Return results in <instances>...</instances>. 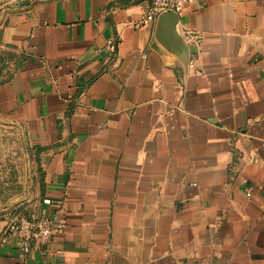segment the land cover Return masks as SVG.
I'll use <instances>...</instances> for the list:
<instances>
[{"label":"crops","instance_id":"crops-1","mask_svg":"<svg viewBox=\"0 0 264 264\" xmlns=\"http://www.w3.org/2000/svg\"><path fill=\"white\" fill-rule=\"evenodd\" d=\"M148 5L0 10V264H21L5 217L41 207L66 229L28 264H264V0L186 4L187 57L156 40L158 16L140 24Z\"/></svg>","mask_w":264,"mask_h":264},{"label":"built area","instance_id":"built-area-1","mask_svg":"<svg viewBox=\"0 0 264 264\" xmlns=\"http://www.w3.org/2000/svg\"><path fill=\"white\" fill-rule=\"evenodd\" d=\"M192 1L199 0H148L149 5L140 24H147L154 21L163 12L178 14L186 4ZM117 40L118 36L115 39L109 40L107 42V48L113 51ZM246 195L249 196L250 192H247ZM63 202L64 197L57 201H53L49 197H43L41 199L43 206L54 207L57 212L63 208ZM261 208L264 210V198L261 203ZM65 229V220L56 213L48 214V211L44 207L32 213L12 211L5 217L2 239L15 238L21 250V264H28L33 242L38 241L44 244L48 241H55Z\"/></svg>","mask_w":264,"mask_h":264},{"label":"water","instance_id":"water-1","mask_svg":"<svg viewBox=\"0 0 264 264\" xmlns=\"http://www.w3.org/2000/svg\"><path fill=\"white\" fill-rule=\"evenodd\" d=\"M176 22L177 15L175 13H160L156 21L155 38L159 43H161L171 51L175 52L178 56L187 57L188 48L183 43L182 38L176 31Z\"/></svg>","mask_w":264,"mask_h":264},{"label":"rangeland","instance_id":"rangeland-1","mask_svg":"<svg viewBox=\"0 0 264 264\" xmlns=\"http://www.w3.org/2000/svg\"><path fill=\"white\" fill-rule=\"evenodd\" d=\"M14 0H0V10L6 8L5 6L13 2ZM12 56H10L9 51L0 46V82L5 80L8 75L10 68V60ZM6 131L5 128L0 124V183L5 182L6 180V163L7 160L5 156H2L6 150L7 140H6Z\"/></svg>","mask_w":264,"mask_h":264}]
</instances>
